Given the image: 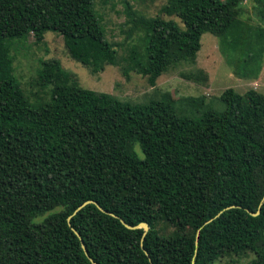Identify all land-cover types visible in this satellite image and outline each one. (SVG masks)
<instances>
[{
	"label": "trees",
	"instance_id": "trees-1",
	"mask_svg": "<svg viewBox=\"0 0 264 264\" xmlns=\"http://www.w3.org/2000/svg\"><path fill=\"white\" fill-rule=\"evenodd\" d=\"M121 1V28L134 42L117 45L118 57L93 0H0V264H91L70 228L96 264H212L246 253L254 255L247 264H264L263 94L228 88L222 111L188 118L174 105L201 99L175 102L162 93L130 104L79 87L49 60L36 72L50 86L48 101L31 103L22 93L10 50L45 32L59 35L69 57L92 73L120 65L123 76L134 72L149 86L193 62L209 33L235 76L257 78L264 34L239 31L244 0H166L160 12L181 27ZM252 1L264 23V0ZM87 200L106 213L87 204L71 215ZM119 220L148 231L141 239V229Z\"/></svg>",
	"mask_w": 264,
	"mask_h": 264
},
{
	"label": "rangeland",
	"instance_id": "rangeland-1",
	"mask_svg": "<svg viewBox=\"0 0 264 264\" xmlns=\"http://www.w3.org/2000/svg\"><path fill=\"white\" fill-rule=\"evenodd\" d=\"M131 9L144 17H159L164 20H173L179 27L181 24L174 16H167L160 12V7L166 0H125ZM223 1V0H220ZM93 8L101 16L105 38L108 42L116 44L118 57L123 56V49L117 45L131 44L134 37L125 39L122 27L124 14L121 0H93ZM237 25L242 34L250 37L260 31L264 34V23L258 21L252 0H244L237 15ZM16 43V41H14ZM10 50L12 56V74L18 81L19 87L29 102L36 99L48 101L50 86H42L37 80V69L40 60L54 61L59 64L62 71L67 73L72 81L79 87L98 93L110 94L121 101L130 104H142L157 99L162 93H168L177 102L184 98H199L193 107L183 109L174 105L176 112L188 118H196L206 109L222 111L224 105L219 99L225 89H232L242 94L253 89L264 95V55L261 58L259 74L255 80L238 78L233 74L232 66L227 65L216 37L209 33L200 36V48L193 62H180L162 73L153 86H149L146 78L129 72L123 76L120 65H105L97 73H92L88 66H83L72 60L62 43L59 35L45 32L40 42H35L31 35L25 41H19ZM231 56L236 59V55ZM254 65V64H253ZM249 66V67H248ZM247 68H252V63ZM255 66V65H254ZM182 108V109H181ZM134 150L138 158H142L138 146ZM163 226V224H159ZM170 231V228L163 230ZM254 255L246 253L240 256L224 257L212 264H247Z\"/></svg>",
	"mask_w": 264,
	"mask_h": 264
},
{
	"label": "water",
	"instance_id": "water-1",
	"mask_svg": "<svg viewBox=\"0 0 264 264\" xmlns=\"http://www.w3.org/2000/svg\"><path fill=\"white\" fill-rule=\"evenodd\" d=\"M87 204H93V205H94V206H95L100 212H102V213H106V212L103 211V210H102V209H101L96 203H94L93 201L87 200V201L83 202L81 205H79V206H78V207L72 212L71 215H74L78 210H80L83 206H85V205H87ZM258 212H259V206H258L256 212H254V213H250V212H248V214H249L250 216L254 217V216L258 215ZM219 213H220V212H219ZM219 213H218V214H219ZM107 214H109V213H107ZM218 214H217V215H218ZM110 215H111V214H110ZM217 215H216V216H217ZM111 216H113V215H111ZM216 216H215V217H216ZM70 217H71V216H68V217H67V221L69 220ZM210 221H211V220H208V221H206L204 224H207V223H209ZM119 222L123 225L124 228H126V229H128V230L141 229V230H142L141 239L143 238V236H144V235L146 234V232L148 231V226H147L146 223H138V224H136V225L130 226V225L125 224L122 220H119ZM70 230H71V231L75 234V236L79 239V245H80V248L82 249V251H83L84 255L87 257V259L91 262V264H96V263H94L91 259L88 258L87 254H86V251H85V248H84V246H83V243H82L81 239L79 238L78 234H77L72 228H70ZM197 236H198V231H196V233H195V237H194V245H196ZM140 247H141V249H142L141 244H140ZM144 254L147 256V253H146V252H144ZM191 264H192V262H191Z\"/></svg>",
	"mask_w": 264,
	"mask_h": 264
}]
</instances>
